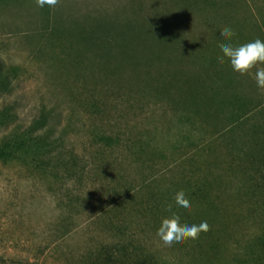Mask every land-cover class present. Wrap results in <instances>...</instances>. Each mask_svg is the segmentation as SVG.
Instances as JSON below:
<instances>
[{
    "label": "rangeland",
    "instance_id": "1",
    "mask_svg": "<svg viewBox=\"0 0 264 264\" xmlns=\"http://www.w3.org/2000/svg\"><path fill=\"white\" fill-rule=\"evenodd\" d=\"M225 27L264 41V0H0V264H264L232 131L264 89L218 62ZM168 204L210 230L165 246Z\"/></svg>",
    "mask_w": 264,
    "mask_h": 264
},
{
    "label": "clouds",
    "instance_id": "2",
    "mask_svg": "<svg viewBox=\"0 0 264 264\" xmlns=\"http://www.w3.org/2000/svg\"><path fill=\"white\" fill-rule=\"evenodd\" d=\"M39 7L47 5L54 8L59 0H36ZM236 34L230 27L221 30L220 36L228 43L219 44L222 56L218 57V62L223 64L225 58L230 63L231 68L240 75L249 74L256 69L254 79L258 88L264 89V67H257L264 64V41L255 39L254 41L234 46L230 41ZM107 198V197H106ZM177 207L191 211L192 205L183 190L178 191L174 196ZM172 205L166 206V211L171 213L170 216L162 218L157 229L156 235L160 241L167 247L176 244H182L188 240H196L202 232L210 230L207 221H201L199 224L181 223V216L172 211Z\"/></svg>",
    "mask_w": 264,
    "mask_h": 264
},
{
    "label": "trees",
    "instance_id": "3",
    "mask_svg": "<svg viewBox=\"0 0 264 264\" xmlns=\"http://www.w3.org/2000/svg\"><path fill=\"white\" fill-rule=\"evenodd\" d=\"M0 77H8L7 72L0 70ZM232 131L237 134V141L235 143L240 141V144L237 146L238 153L240 152L241 154L242 152L248 160L254 158L253 161L257 162L260 168H264V107L241 119L232 128ZM249 137L251 140H248ZM250 141L252 148L254 147L253 151L256 153L255 157H252L249 150L251 144H249V147L247 146V143H250Z\"/></svg>",
    "mask_w": 264,
    "mask_h": 264
}]
</instances>
